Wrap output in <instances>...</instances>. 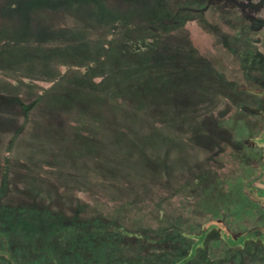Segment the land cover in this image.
Returning a JSON list of instances; mask_svg holds the SVG:
<instances>
[{"label":"rangeland","instance_id":"374dc122","mask_svg":"<svg viewBox=\"0 0 264 264\" xmlns=\"http://www.w3.org/2000/svg\"><path fill=\"white\" fill-rule=\"evenodd\" d=\"M262 158L264 0H0V212L117 221L169 264L216 219L264 239ZM258 240L208 256L264 264Z\"/></svg>","mask_w":264,"mask_h":264},{"label":"trees","instance_id":"16d2710c","mask_svg":"<svg viewBox=\"0 0 264 264\" xmlns=\"http://www.w3.org/2000/svg\"><path fill=\"white\" fill-rule=\"evenodd\" d=\"M249 5V1L239 3L240 10H243L241 14L244 19H249L248 16L251 18V13H253V10L247 13L246 10L249 9ZM90 67L92 65L86 69ZM76 68L81 70L80 66ZM246 91L248 92L250 89H246ZM263 163L264 159L262 158L258 166L261 165L264 168ZM7 165L8 163L3 169V183L0 193L6 190L9 185ZM253 178L250 181L246 180V184L241 182L242 191L246 186L250 189L254 188L251 185L255 183H260L263 186L264 174L261 177L257 172ZM247 190L249 189H245V191ZM262 193L264 195V186ZM242 194L251 200L245 192ZM3 211L7 214L0 216V264H140L144 258L130 254L128 256L124 252L123 245L127 239L147 240L150 245L157 243L155 240L146 238L142 234L145 231L142 233L129 231L117 221L106 223L102 220L85 221L79 213L73 216H55L53 214L45 216L37 211L30 212V210L26 211L17 208V206L8 205L1 212ZM208 226L214 227L207 230V237L204 236L199 241L200 233L190 235L181 232L179 236L191 241L190 247L182 251L181 258L169 264L199 263L198 253H200L203 263L214 264L208 256V241L222 239L240 245L242 242L247 243L254 237L249 234L243 238L245 233H242L233 240L223 219L211 221ZM163 229L165 228L161 230ZM253 240L248 243H253ZM258 241L264 243V239ZM154 255V257L145 260L148 263L152 262V264L164 260L161 254Z\"/></svg>","mask_w":264,"mask_h":264}]
</instances>
